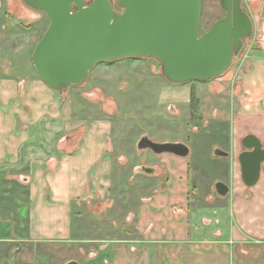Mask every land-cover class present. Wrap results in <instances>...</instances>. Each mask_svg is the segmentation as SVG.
Returning <instances> with one entry per match:
<instances>
[{"label":"rangeland","instance_id":"obj_1","mask_svg":"<svg viewBox=\"0 0 264 264\" xmlns=\"http://www.w3.org/2000/svg\"><path fill=\"white\" fill-rule=\"evenodd\" d=\"M18 1L29 13L14 12L0 27V80L38 76L32 54L49 21ZM202 1L199 35L214 12L224 17L218 0ZM112 4L121 11L117 0ZM211 82L171 84L157 60L126 58L95 65L83 83L59 93L60 113L79 120L83 136L91 129L104 135V178L90 181L72 207L76 237L92 241L101 255L87 264H264V192L232 178L230 159L213 156L215 148L229 151L230 139L217 133L227 122L213 116L219 103ZM142 136L183 143L189 156L139 151ZM8 176L0 171V202L15 188ZM216 182L229 187L227 196L216 194ZM16 225L7 222L3 231L14 238Z\"/></svg>","mask_w":264,"mask_h":264},{"label":"crops","instance_id":"obj_2","mask_svg":"<svg viewBox=\"0 0 264 264\" xmlns=\"http://www.w3.org/2000/svg\"><path fill=\"white\" fill-rule=\"evenodd\" d=\"M242 7L251 18L253 37L229 70L211 82L219 103L213 116L227 122L217 133L226 132L230 139L226 152L232 178L240 177L242 139L253 135L264 145V0H242ZM22 11L29 13L18 0H0V27L12 20L10 14ZM219 19L214 12L204 32ZM59 93L38 76L0 80V171L15 187L0 202V264L10 262L12 254L13 264H87L101 257L92 241L76 237L81 230L72 226V207L90 181L104 178V135L91 129L83 136L81 122L60 113ZM253 191L264 192L263 172ZM7 201L16 208V222L4 206ZM7 222L17 224L14 238L3 231Z\"/></svg>","mask_w":264,"mask_h":264},{"label":"water","instance_id":"obj_3","mask_svg":"<svg viewBox=\"0 0 264 264\" xmlns=\"http://www.w3.org/2000/svg\"><path fill=\"white\" fill-rule=\"evenodd\" d=\"M45 13L49 24L36 44L32 63L50 89L63 92L83 83L97 64L126 58L157 60L171 84L207 82L223 75L253 37V24L242 0H218L224 17L199 35L201 0H22ZM238 155L240 178L252 188L264 173V145L253 135L241 141ZM137 150L185 159L189 148L179 142H154L142 136ZM213 156L229 153L215 148ZM141 171L152 174L153 169ZM220 197L229 187L214 184ZM67 264H78L70 261Z\"/></svg>","mask_w":264,"mask_h":264},{"label":"trees","instance_id":"obj_4","mask_svg":"<svg viewBox=\"0 0 264 264\" xmlns=\"http://www.w3.org/2000/svg\"><path fill=\"white\" fill-rule=\"evenodd\" d=\"M112 63H113V62H109V63H106V64H112ZM191 102H192V107L194 108L195 103H196V97H194V95H193V97H192ZM192 111L194 112V109H193Z\"/></svg>","mask_w":264,"mask_h":264},{"label":"built area","instance_id":"obj_5","mask_svg":"<svg viewBox=\"0 0 264 264\" xmlns=\"http://www.w3.org/2000/svg\"><path fill=\"white\" fill-rule=\"evenodd\" d=\"M232 65V64H231Z\"/></svg>","mask_w":264,"mask_h":264}]
</instances>
